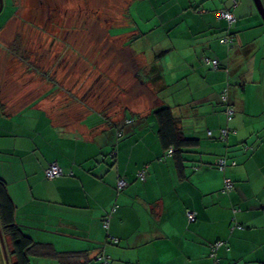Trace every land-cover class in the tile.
I'll list each match as a JSON object with an SVG mask.
<instances>
[{"label": "crops", "instance_id": "0c3cea01", "mask_svg": "<svg viewBox=\"0 0 264 264\" xmlns=\"http://www.w3.org/2000/svg\"><path fill=\"white\" fill-rule=\"evenodd\" d=\"M147 1L156 27L166 31L158 43L125 15L128 5L117 13L119 24L106 29L104 40L120 42L137 71L139 86L121 111L92 109L71 122L56 120L48 99L64 88L59 81L45 85L41 98L26 99L30 103H1L0 118L10 124L0 123V178L16 205V222L36 243L75 254L77 264H99L102 248L111 264H212L210 244L218 241L225 242L220 264H264V22L253 0ZM71 2L75 12L84 3L94 16H72L70 23L60 15L37 22L29 10L25 16L48 31L88 38L114 19L112 12L99 17L102 6L91 0ZM221 10L235 22L220 19ZM249 88L253 99L245 96ZM163 105L187 137L200 141L186 151L182 170L157 135L152 112ZM21 109L29 111L25 122L14 115ZM128 119L134 122L119 139ZM222 156L237 167L218 170ZM54 163L65 175L47 180L45 170ZM226 177L235 184L228 194L222 192ZM2 252L0 264H6ZM30 264L62 263L31 256Z\"/></svg>", "mask_w": 264, "mask_h": 264}, {"label": "rangeland", "instance_id": "374dc122", "mask_svg": "<svg viewBox=\"0 0 264 264\" xmlns=\"http://www.w3.org/2000/svg\"><path fill=\"white\" fill-rule=\"evenodd\" d=\"M143 1L136 0L129 5L130 0H91V4L98 5L97 8L102 6L99 17L112 12L114 19L105 23V29H98L96 34L89 35L88 38L84 33L58 34L54 29L50 31L51 28L48 31L47 25L43 27L37 23H47L49 17L59 15L66 17L68 23L72 16H94V11L89 12L84 3L75 12L71 0H56L58 3L54 5H50L48 0H4V9L0 14V115L3 112L1 103L4 101L10 107H16V103L20 101L26 103L29 102L26 99L41 98L46 90L45 85L58 81L64 84V88L59 95L54 94L48 99L51 114L56 120L71 122L92 109L109 108L112 112L121 111L131 101L133 91L139 86L136 80L137 71L130 68L135 65L127 57V53L121 50L120 42L104 40L106 29L109 25L119 24L117 13L128 5L129 9L125 11L128 14L125 15L136 18L139 27L142 26V31H145L146 38L158 43L159 37L166 31L163 26L156 27V12L152 9V3ZM107 5L111 7L107 8ZM26 10L33 13L32 17L37 22L25 16ZM139 11L144 20L139 16ZM226 27L229 29L228 25ZM73 28L72 25L70 32ZM4 34L6 40L2 38ZM194 48L197 49L196 45ZM206 59L210 58L202 57L204 63ZM88 65L94 66V71ZM251 89L245 94L247 99L255 96ZM262 91L264 100V82ZM21 113L22 109L14 115ZM25 114H21L23 116L17 120L25 122ZM4 116L6 117L5 113ZM0 123L4 126L10 124L7 118H0ZM2 255L5 257L4 252Z\"/></svg>", "mask_w": 264, "mask_h": 264}, {"label": "trees", "instance_id": "16d2710c", "mask_svg": "<svg viewBox=\"0 0 264 264\" xmlns=\"http://www.w3.org/2000/svg\"><path fill=\"white\" fill-rule=\"evenodd\" d=\"M213 61L210 60L211 63L207 65L212 66L214 69H216L214 65L212 64ZM223 96H226L227 98L226 101L223 100ZM221 99H222L223 104L228 105V99H229L228 89L224 91ZM229 109H232V108L228 107L225 110L226 114ZM232 110L234 111V109ZM152 115L154 116L156 123H157V135L161 143V146L163 147L165 151H168L170 149L173 150L172 157L174 158L178 169L182 170L184 168L183 163L185 162L184 155L186 151L188 149L198 147L200 145L199 143L200 141L195 138H189L183 133V131L179 128L178 120L174 117L172 109L169 106L163 105V106L157 107L152 112ZM233 116H234V112H233V115H231V118ZM227 117L229 119L228 114H227ZM128 120H130V122H128L129 124H124L119 129V132H118L119 139L125 135V128L130 126L134 122L132 119H128ZM211 134L209 135L211 136ZM228 136L229 135H227L225 138L221 136V139L227 140ZM220 159H224L226 161V168L224 172L229 168L237 167V162L235 160L227 156H222L216 162V167L218 168V170H220L218 167V161ZM234 162L236 164L233 166ZM64 175L65 174L63 172V176ZM70 175H73V174H70ZM225 179H227V177ZM225 179H224V184H223V189H222L223 193H224ZM229 179L231 178L229 177ZM234 188H235V184H234ZM234 188L229 193H232L234 191ZM224 194H228V193H224ZM15 214H16V205L14 201L12 200L11 196L9 195L6 182L0 178V227H1L2 234L4 237V241H5L6 254L8 257L9 264H30L31 256L55 258V259L60 260L62 264H77L76 261L73 262L75 258V254L73 255V254L58 253L52 247V245L36 243L31 237L26 235V233L24 232V229L16 223ZM187 218L189 221L188 214H187ZM112 242L113 241L110 240V243ZM216 244H221V246L215 252L217 260L220 264V259L218 257V251L225 244V242L218 241V242L210 244L211 250H212V246H215ZM102 249H101V253L97 257V261L99 262V264H103L104 260L107 259L109 264H111L110 257L108 258V256L105 254V252H103L104 250ZM4 256H5V253H4ZM4 258L6 259V257ZM210 258H211V251H210ZM69 259H71V261H69ZM211 260L213 264V259L211 258ZM6 264H7V260H6Z\"/></svg>", "mask_w": 264, "mask_h": 264}, {"label": "built area", "instance_id": "2783aa9c", "mask_svg": "<svg viewBox=\"0 0 264 264\" xmlns=\"http://www.w3.org/2000/svg\"><path fill=\"white\" fill-rule=\"evenodd\" d=\"M218 17L221 19H225L227 22H229V24H233L235 22V17L232 13L228 12V11H224L221 10L218 13ZM228 39H224L223 43H227ZM207 64H210V60H206ZM212 64L214 65L215 68L218 67V62L216 60H214L212 62ZM223 100L226 101L227 98L226 96H223ZM233 110L229 109L227 111V114L229 116V119H231V115H233ZM211 134V133H209ZM228 135V131L224 130L222 131V137L225 138ZM168 154L171 155L173 154V150L170 149L168 150ZM236 163H233V166ZM218 167L221 171H224L226 168V161L224 159H220L218 161ZM45 176L48 180H55L61 176H63V170L60 168L59 165H57L56 163L51 164L46 170H45ZM143 177V176H142ZM119 187L120 188H124L125 187V182L124 181H120L119 182ZM234 188V183L232 182L231 179L227 178L225 179V186H224V193H229L231 192V190H233ZM188 217H189V222H194L196 220L195 214L192 212H188ZM241 228V227H240ZM221 246V244H216L215 246H212V250H211V258L213 259V264H219L217 257H216V250ZM103 264H109L108 260L105 259Z\"/></svg>", "mask_w": 264, "mask_h": 264}, {"label": "water", "instance_id": "95a60500", "mask_svg": "<svg viewBox=\"0 0 264 264\" xmlns=\"http://www.w3.org/2000/svg\"><path fill=\"white\" fill-rule=\"evenodd\" d=\"M253 2H254L255 6L257 8L258 13L260 14V16H261V18H262V20L264 22V2H263V0H253ZM3 9H4V0H0V14L3 12ZM0 242H1L2 248H3L4 253H5L7 264H9L8 263V257H7V254H6L5 241H4V237H3V234H2L1 227H0Z\"/></svg>", "mask_w": 264, "mask_h": 264}]
</instances>
